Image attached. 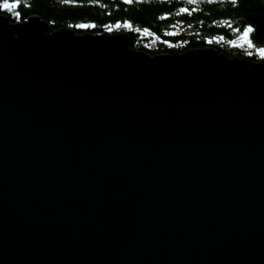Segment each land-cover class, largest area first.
I'll return each mask as SVG.
<instances>
[{
	"label": "water",
	"instance_id": "1",
	"mask_svg": "<svg viewBox=\"0 0 264 264\" xmlns=\"http://www.w3.org/2000/svg\"><path fill=\"white\" fill-rule=\"evenodd\" d=\"M0 264H264V64L0 12Z\"/></svg>",
	"mask_w": 264,
	"mask_h": 264
},
{
	"label": "trees",
	"instance_id": "2",
	"mask_svg": "<svg viewBox=\"0 0 264 264\" xmlns=\"http://www.w3.org/2000/svg\"><path fill=\"white\" fill-rule=\"evenodd\" d=\"M185 7L190 10L181 12ZM17 10L21 12L19 19L6 13L13 22L37 15L54 30L127 32L131 47L149 55L213 48L231 58H245L250 64L264 63L254 48L245 52L232 42L240 33L233 29L242 31V25L250 23L256 28L253 42L264 45V0H238L236 5L230 0H22Z\"/></svg>",
	"mask_w": 264,
	"mask_h": 264
},
{
	"label": "snow or ice",
	"instance_id": "3",
	"mask_svg": "<svg viewBox=\"0 0 264 264\" xmlns=\"http://www.w3.org/2000/svg\"><path fill=\"white\" fill-rule=\"evenodd\" d=\"M67 2V0H65ZM72 2H75V0H72ZM128 2H131V0H128ZM196 0H189V3H195ZM22 3V0H0V12L2 13H11L13 16H15L17 19L20 18L21 12L18 9V6ZM230 3L232 5H236L238 3V0H230ZM190 9L185 7L181 8V12H188ZM119 25L117 24L116 27ZM128 27H131V25H127ZM231 26V25H229ZM81 27H89V25H81ZM109 31H112L111 28L108 29ZM148 30L145 29V32ZM233 31L240 32V35L238 39L244 43L247 44L250 48H254L256 52L260 54L261 57H264V45L258 46L253 42L252 35L255 33L256 28L253 24H244L242 25V31L240 28H235ZM167 43V41H165Z\"/></svg>",
	"mask_w": 264,
	"mask_h": 264
},
{
	"label": "rangeland",
	"instance_id": "4",
	"mask_svg": "<svg viewBox=\"0 0 264 264\" xmlns=\"http://www.w3.org/2000/svg\"><path fill=\"white\" fill-rule=\"evenodd\" d=\"M6 14V13H5ZM26 20V19H25ZM20 21H24V20H18V22ZM107 34H114V32H108ZM240 33H237L235 35V39L232 41L233 44H235L237 47H239L241 50L245 51V52H250L252 48H250L247 44L242 43L238 37H239ZM258 53V52H257ZM259 54V53H258ZM260 55V54H259ZM239 58V57H238ZM258 62V61H255ZM249 63V62H248ZM250 64V63H249ZM252 63L249 65V67H251Z\"/></svg>",
	"mask_w": 264,
	"mask_h": 264
},
{
	"label": "bare ground",
	"instance_id": "5",
	"mask_svg": "<svg viewBox=\"0 0 264 264\" xmlns=\"http://www.w3.org/2000/svg\"><path fill=\"white\" fill-rule=\"evenodd\" d=\"M7 15V14H6ZM15 22H17V21H15ZM66 28H69V27H66ZM117 33H126V34H128L127 32H124V31H121V32H115L114 34H117ZM107 34V33H106ZM131 49H133L132 47H131ZM136 50V49H135ZM229 58H231V57H229ZM234 58V57H233ZM239 59H241V58H239ZM262 64H264L263 62H261Z\"/></svg>",
	"mask_w": 264,
	"mask_h": 264
}]
</instances>
